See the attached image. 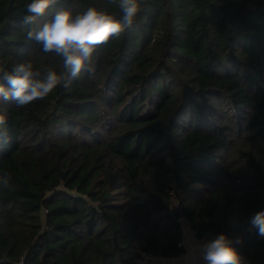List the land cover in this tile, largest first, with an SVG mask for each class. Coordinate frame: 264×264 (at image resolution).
<instances>
[{"label": "trees", "instance_id": "1", "mask_svg": "<svg viewBox=\"0 0 264 264\" xmlns=\"http://www.w3.org/2000/svg\"><path fill=\"white\" fill-rule=\"evenodd\" d=\"M92 71L27 39L31 0H0V75L31 62L70 80L24 106L0 99V264H143L224 234L264 264V0H139ZM117 19L119 0H57ZM179 209L182 219H176Z\"/></svg>", "mask_w": 264, "mask_h": 264}, {"label": "clouds", "instance_id": "2", "mask_svg": "<svg viewBox=\"0 0 264 264\" xmlns=\"http://www.w3.org/2000/svg\"><path fill=\"white\" fill-rule=\"evenodd\" d=\"M56 2L31 0L26 5L22 25L29 28L28 40L40 44L43 52L54 53L63 60V67L72 79H79L82 73L92 71L93 55L97 48L112 38H119L132 26L141 10L139 0H119L120 19L90 7L82 14L75 15L70 10H59L41 26L29 27L35 25ZM70 82L63 74L53 70H48L41 78L40 71L34 70L31 62H22L10 72L0 75V99L24 106L43 100L58 85L67 87ZM5 125L6 116L0 114V128ZM0 184L7 187V178H0ZM251 226L257 230L258 236L264 237V211L254 215ZM231 245L232 241L221 234L203 246L202 258L206 264H243L241 256Z\"/></svg>", "mask_w": 264, "mask_h": 264}, {"label": "crops", "instance_id": "3", "mask_svg": "<svg viewBox=\"0 0 264 264\" xmlns=\"http://www.w3.org/2000/svg\"><path fill=\"white\" fill-rule=\"evenodd\" d=\"M183 230V242L186 247V252L174 258L147 257L149 264H203V246L216 237L212 236L208 239H198L189 225L186 227L183 226Z\"/></svg>", "mask_w": 264, "mask_h": 264}, {"label": "water", "instance_id": "4", "mask_svg": "<svg viewBox=\"0 0 264 264\" xmlns=\"http://www.w3.org/2000/svg\"><path fill=\"white\" fill-rule=\"evenodd\" d=\"M174 217L176 219H182V213L179 209H177L175 212H174Z\"/></svg>", "mask_w": 264, "mask_h": 264}, {"label": "rangeland", "instance_id": "5", "mask_svg": "<svg viewBox=\"0 0 264 264\" xmlns=\"http://www.w3.org/2000/svg\"><path fill=\"white\" fill-rule=\"evenodd\" d=\"M182 223H183V226H184V227L188 226L187 222H186L184 219H182ZM148 258H150V257H148ZM148 258H146V259L143 261V264H149V262H148ZM149 260H150V259H149Z\"/></svg>", "mask_w": 264, "mask_h": 264}, {"label": "built area", "instance_id": "6", "mask_svg": "<svg viewBox=\"0 0 264 264\" xmlns=\"http://www.w3.org/2000/svg\"><path fill=\"white\" fill-rule=\"evenodd\" d=\"M203 259V258H202ZM203 264H206V262L203 260Z\"/></svg>", "mask_w": 264, "mask_h": 264}]
</instances>
